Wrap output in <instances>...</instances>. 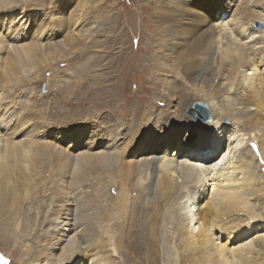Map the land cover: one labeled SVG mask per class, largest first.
<instances>
[{
  "label": "rangeland",
  "instance_id": "obj_1",
  "mask_svg": "<svg viewBox=\"0 0 264 264\" xmlns=\"http://www.w3.org/2000/svg\"><path fill=\"white\" fill-rule=\"evenodd\" d=\"M54 1L32 0L28 5L32 8L28 12L32 13L31 17L25 16L28 13L19 16L14 34L16 37L30 31L29 36L16 40L15 44L29 41L32 38L30 33L38 23L46 26L56 23L52 10ZM192 1L65 0L67 15L76 3L78 7L83 6L85 15L74 28L81 30L83 35L71 44V51L63 58L36 74L31 64L21 66L14 51H0V95L14 102L7 115L4 113L5 122L0 124L11 123L7 130H0V134L9 140L18 141L25 137L36 142L27 154L22 169L13 167L8 152H0V205H22L21 215L15 224L4 227V230L0 225V264H19L20 258L23 264H36L35 250L47 241L53 221L48 214L53 207L59 210V216L64 208H70L68 212L71 215H75L77 210L81 220L84 218L89 225V236L95 244L99 243L102 219H109L113 214L118 220L119 237L114 242L118 264H185L187 252L182 251L185 244L179 240L174 210L163 205L162 193L159 190L156 192L155 187L147 204L139 205L135 193L128 192V185L124 186L126 173L118 172L123 167L121 157L108 160L104 156H90V159H83L78 154L82 151H105L106 144L113 139L119 142L116 145L120 149L131 140H141L146 134L153 136L161 129L173 131L178 128L169 139L175 137L179 142L191 141L189 138L193 131L190 130V123H203L197 121L200 113L194 109V103L203 102L209 109L206 101L209 103L219 98L217 95L208 98L206 93L199 92L189 82L183 71L188 70L190 74L192 63L188 60L181 65L180 51L176 54L172 52L178 44L168 45L167 38L173 31H177L179 36L187 33L190 40L195 34L197 20L188 28L183 23L186 16L182 6L187 2L192 7ZM223 9L215 15L223 14ZM257 26L261 25L257 23ZM51 31L54 32V28ZM57 32L51 36L53 40L62 39L66 30L59 35ZM189 42L186 41V46ZM252 72L247 70L248 75ZM216 79L215 83L228 82L227 78L225 81ZM223 121L229 127L234 124L231 118H224ZM218 131L214 129L203 143L199 142L204 144V149L190 148L192 154L207 162L214 159L217 162L221 155L218 156L219 152L225 147L219 142L222 136L219 138ZM62 138H65L63 145L67 150L55 153L51 147ZM256 143V147H249L252 150L250 156L257 165L264 159ZM235 155L233 153L230 156L233 159L229 158L223 166L224 172L241 176L243 174L237 167L239 163L234 162ZM139 157L138 154L132 155V159ZM60 158L63 159L59 161ZM77 158L80 161L77 162ZM24 172L31 173L32 179ZM256 173L259 176L255 182L261 190L251 200L254 207L250 204L246 211L233 215L252 220L251 214H259L262 219L258 227H264V168L257 166ZM221 175L217 172L213 174L209 194L214 184L223 179ZM18 185V198L12 203L11 193ZM27 215H30L29 222ZM2 216L0 214V223L5 218ZM56 221L61 222L62 219ZM27 222L31 225L22 239L24 242L20 243L15 239L14 230ZM129 227L144 236L145 240L126 236ZM257 228L246 236L238 234L232 246L242 240L251 241L264 236V230ZM151 230L155 234L157 232L160 245L151 241ZM187 231L190 233L191 227ZM213 231L212 252L218 243H226L229 238L228 234L221 236L222 232L215 228ZM255 244L258 245L255 251L261 248L258 256L261 258L264 248L260 240ZM55 252L49 256H54Z\"/></svg>",
  "mask_w": 264,
  "mask_h": 264
},
{
  "label": "bare ground",
  "instance_id": "obj_2",
  "mask_svg": "<svg viewBox=\"0 0 264 264\" xmlns=\"http://www.w3.org/2000/svg\"><path fill=\"white\" fill-rule=\"evenodd\" d=\"M30 3L32 0H0V51H14L16 60L21 66L31 64V68H35L34 72L37 74L71 51V44L83 35L81 30L74 28L75 24L84 18L85 12L83 6L78 7L76 3L67 15L65 13L67 2L55 0L52 10L56 23L48 26L38 23L35 30L30 33L32 38L18 45L15 44L16 40L27 38L30 31L15 37L19 25L16 22L19 16L31 12L32 8L28 7ZM191 4L192 7L185 2L182 6L183 14L186 16L183 23L184 27L188 28L197 20L195 34L190 40L187 33L179 36L177 31H173L167 38L170 42L168 45L178 44L172 52L176 54L180 51L181 65L188 60L192 63L190 74L188 70L183 71L189 82L199 89V92L206 93L208 98L215 95L219 97L217 101L211 100L209 103L206 101L213 119L203 122L206 124L190 123V130L193 132L190 133L189 142L188 140L179 142L175 137L169 139L171 133L178 128L173 131L161 129L153 136L149 137L146 134L141 140L129 141L120 148L121 150L116 145L119 142L113 139L114 141L106 144L105 151L94 153L82 151L78 156L83 159H90V156H104L108 160L121 157L123 167L117 171L126 173L124 186L128 185V192L135 193L139 205L147 204L155 187L156 192L159 190L162 193L163 205L171 206L174 210L180 232L179 240L185 244L182 251L187 252L184 256L185 264H264V255L258 257L261 248L255 251L258 246L255 243L258 240L264 248V236H258L251 241L242 240L232 246L238 234L246 236L251 230H256L261 224L259 220L262 219L259 214L254 213L251 214L252 220L233 214L246 211L251 200L261 190L255 182L259 176L256 169L257 166L264 168V162L257 165L254 163L250 156L252 154L250 147H256L258 142V149L264 159V69L261 70L264 66V0H193ZM222 7L223 14L216 16L217 11ZM31 15L32 13L25 14L29 18ZM257 23L261 26H257ZM56 27L58 32L55 31ZM52 28L54 32L51 31ZM64 30L66 32L62 39L53 40L51 36L54 33L57 32L59 35ZM178 36V39L172 41ZM185 40L190 41L188 47ZM249 69L253 70L251 75L247 74ZM216 74L222 80L227 78L228 82L215 83ZM11 103L14 102L0 95V123L5 120L3 116L11 109ZM224 118L233 119V126L229 127V124L223 121ZM10 123L11 121L0 124V130H7ZM214 129H219L216 134L219 138L222 136L219 142L225 147L219 152L218 156L220 153L221 155L219 159L216 158L217 162L215 159L207 162L192 154L190 148L204 149L202 146L204 144L200 143H203ZM64 141L65 138L58 139L59 143H54L51 149L55 153H62L66 149L63 145ZM35 143L34 140L25 137L18 141L9 140L0 134V152H8L13 160V167L17 170L24 167L23 162ZM247 143L250 144L247 146ZM233 153H236L234 162L239 163L237 167L243 174L241 176H231L224 172L223 166L229 158L233 159L230 157ZM134 154L140 157L132 159ZM62 159L60 158L59 161ZM78 161L80 160L77 158ZM104 169H102L103 175ZM216 172L222 174L223 179L214 184L213 191L209 194V188L214 180L212 176ZM24 174L28 175L26 172ZM28 176L31 180L32 174ZM20 182L24 183L22 180ZM18 187L19 185L14 186V192L11 193L12 203L18 198L16 196ZM21 208L22 205H0V214L5 216L0 223L3 230L4 227L16 223L18 216L21 215ZM110 208L109 206L108 209ZM69 210L70 208L61 209L60 216L56 207L49 211V218L55 222L51 223L47 241L41 244V248L36 247V264H118L119 257L117 259L114 251V247H117L114 242L119 237L116 217L112 214L109 219H102V230L98 235L99 243L95 244L89 236L90 227L85 223L84 218L82 221L77 210L75 215H71ZM29 217L30 215L26 217L28 222ZM59 219L62 221H56ZM28 222L17 226L14 230L15 239L20 243L24 242L22 239L28 232L27 227L31 225ZM189 227L192 230L190 233L187 231ZM213 228L221 231V236L225 237L228 234L229 237L228 242L218 243L214 247V252H212ZM257 229L262 231L264 227ZM151 233L153 235L149 234L153 244L160 245L157 232ZM125 235H133L139 241L145 240L140 233L133 232L131 227ZM51 252L56 254L51 257L49 256ZM18 262L23 264L22 258L18 259Z\"/></svg>",
  "mask_w": 264,
  "mask_h": 264
},
{
  "label": "water",
  "instance_id": "obj_3",
  "mask_svg": "<svg viewBox=\"0 0 264 264\" xmlns=\"http://www.w3.org/2000/svg\"><path fill=\"white\" fill-rule=\"evenodd\" d=\"M201 108L203 110H201ZM194 109H196L197 111H199L200 116L198 117L197 121H201V122H209L212 120V114L209 111L207 105L203 102L197 101L194 103ZM192 109V111L194 110Z\"/></svg>",
  "mask_w": 264,
  "mask_h": 264
}]
</instances>
